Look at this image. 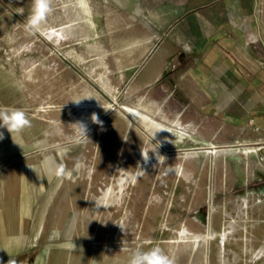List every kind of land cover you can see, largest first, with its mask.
<instances>
[{
	"label": "rangeland",
	"instance_id": "374dc122",
	"mask_svg": "<svg viewBox=\"0 0 264 264\" xmlns=\"http://www.w3.org/2000/svg\"><path fill=\"white\" fill-rule=\"evenodd\" d=\"M89 5L85 16L75 0H51L34 28L33 0H0V103L31 120L15 136H31L32 206L46 217L30 253L0 264H129L155 246L175 264H264V144L196 142L203 128L136 91L121 63L139 1ZM240 7L264 62V0ZM260 145L237 160L235 147Z\"/></svg>",
	"mask_w": 264,
	"mask_h": 264
},
{
	"label": "crops",
	"instance_id": "0c3cea01",
	"mask_svg": "<svg viewBox=\"0 0 264 264\" xmlns=\"http://www.w3.org/2000/svg\"><path fill=\"white\" fill-rule=\"evenodd\" d=\"M137 1L142 19L131 27L133 38L119 44L136 91L162 97L186 125L202 127L196 142L209 148L229 141L264 144V62L235 19L248 15L241 0ZM6 77L0 73V80ZM5 90L0 83V94ZM0 132V257L28 255L46 223L42 210L32 206V140H17L14 133V141L4 127ZM238 146L237 160H249L258 158L263 145Z\"/></svg>",
	"mask_w": 264,
	"mask_h": 264
},
{
	"label": "clouds",
	"instance_id": "9594fccd",
	"mask_svg": "<svg viewBox=\"0 0 264 264\" xmlns=\"http://www.w3.org/2000/svg\"><path fill=\"white\" fill-rule=\"evenodd\" d=\"M75 3L85 16L89 15V0H75ZM52 11L51 0H33V10L32 15L29 17V25L34 28L38 27ZM0 127L7 128L15 141L14 133L19 134L24 129L31 127V120L22 109L0 107ZM82 127L85 132L84 126ZM3 138V133L0 132V140ZM144 157L147 159L145 155ZM11 264H15V262H11ZM129 264H175V258L159 246H155L148 250H136L131 255Z\"/></svg>",
	"mask_w": 264,
	"mask_h": 264
},
{
	"label": "built area",
	"instance_id": "2783aa9c",
	"mask_svg": "<svg viewBox=\"0 0 264 264\" xmlns=\"http://www.w3.org/2000/svg\"><path fill=\"white\" fill-rule=\"evenodd\" d=\"M253 121V119H251V122ZM262 160L264 161V155L262 156Z\"/></svg>",
	"mask_w": 264,
	"mask_h": 264
}]
</instances>
